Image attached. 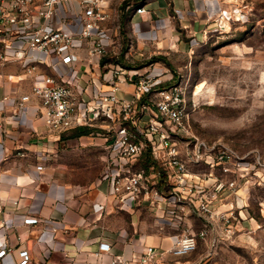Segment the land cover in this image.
<instances>
[{"label": "crops", "instance_id": "obj_1", "mask_svg": "<svg viewBox=\"0 0 264 264\" xmlns=\"http://www.w3.org/2000/svg\"><path fill=\"white\" fill-rule=\"evenodd\" d=\"M40 1L36 0L35 8ZM142 1H109L108 10L116 15L118 29L111 21L102 25L110 53L106 57L91 56L87 43L74 42L69 49L74 59L68 64L52 54L30 50L19 59L11 54L24 50L25 42L6 41L12 49H6L9 59L0 64V250L11 251L0 255V264H15L22 249L29 252L30 264H139L148 247L156 252L152 264L200 263L203 251L184 256L171 253L176 238L185 230L198 233L206 226L203 216L191 210L189 203L171 207L163 199L152 203L148 195L139 199L112 195L110 179L104 176L118 154L109 141L120 125L139 137L131 121L111 123L108 117L96 118L91 112L90 117L96 119L88 126L92 129L89 134L75 136L73 130L57 134L45 125L41 101L31 93L34 79L49 76L71 87L81 113L86 107L94 110L101 97L110 95L124 101L136 99L139 107L147 105L146 94L136 98L138 75L144 74V68H136V63L145 54L152 57L162 48L182 43L176 26L190 36L202 31L211 2L216 0H146L144 13L134 15L133 9L126 10L129 3ZM72 7L76 14L70 13ZM78 10L77 3L62 1L49 25L77 31L81 24ZM119 19L125 22L124 31ZM113 65L124 69L119 79L113 80ZM148 65L147 75H159L155 69L160 65ZM29 67H34L30 73L26 71ZM96 156L104 162L98 175L88 167ZM128 165L143 169L141 157L119 164ZM146 173L163 195L176 200L167 191V183L161 191L159 173L153 166ZM244 192L222 196L213 208L218 213L234 212L233 230L247 223L239 200ZM169 213L180 216V224L170 221ZM24 216L36 217L38 222L25 225ZM222 233V224L214 223L206 237L198 240L220 241ZM102 243L109 245L108 250H99Z\"/></svg>", "mask_w": 264, "mask_h": 264}, {"label": "built area", "instance_id": "obj_2", "mask_svg": "<svg viewBox=\"0 0 264 264\" xmlns=\"http://www.w3.org/2000/svg\"><path fill=\"white\" fill-rule=\"evenodd\" d=\"M62 1L70 5L77 3L81 14V24L77 31L49 25L56 6ZM109 1L41 0L39 7L35 8L36 0H0V64L9 59L6 49H12L6 41L15 39L25 42L24 50H15L11 54L19 59L30 50L52 54L62 63L68 64L74 59L69 52L74 42L87 43L91 56H109L102 25L108 21L116 25L117 21L116 15L108 10ZM145 1L131 2L126 5V10L133 9L134 15L142 14L146 11ZM70 13L76 14L77 11L72 7ZM117 27L116 25L115 28L118 29ZM112 67L113 80L124 75L121 66ZM33 69L34 67H29L26 71L30 73ZM159 86L158 75L139 74L136 98L146 94L147 105L139 107L136 99L124 101L110 95L101 97V103L94 110L90 111L86 107L85 113L80 112L78 99L71 87L65 82L58 83L52 77L34 79L31 93L41 101V116L45 125L57 134L81 126H92L93 119L100 116L110 117L116 110L119 111L120 119L131 121L139 137L129 133L125 126L116 128L109 145L116 150L118 160L112 162L104 178L110 179L112 195L116 198L126 196L139 199L148 195L152 203L163 199L171 207L176 204H190L191 210L201 214L206 223L205 228L198 233L185 230L176 238L171 248L174 256H184L196 250L198 238L206 237L209 225L220 223L227 234L233 232L234 212L218 213L213 208L221 201L222 196L236 195L239 181L248 176L253 177L255 172L252 163L244 162L243 157L221 142L208 144L192 135L187 129L188 113L182 88L177 84L166 89H159ZM28 98V95L23 97L20 105ZM91 112H94L96 118L90 117ZM147 150L162 167L167 179V191L176 196V200H169L163 195L155 183L150 181L144 169H133L129 165L119 166L120 161L135 160ZM113 168H116L115 172L111 171ZM37 169H42V166H37ZM228 175L234 177L227 179ZM167 217L173 223L180 224V216L169 213ZM37 222L38 219L33 216L23 218L25 225ZM108 248V244L99 245L101 251ZM10 251V248L1 249L0 255ZM155 253L152 247H148L139 257V264H152ZM19 257L15 264L31 263L26 249L19 251Z\"/></svg>", "mask_w": 264, "mask_h": 264}, {"label": "rangeland", "instance_id": "obj_3", "mask_svg": "<svg viewBox=\"0 0 264 264\" xmlns=\"http://www.w3.org/2000/svg\"><path fill=\"white\" fill-rule=\"evenodd\" d=\"M210 8L202 31L190 36L176 26L182 43L143 55L135 67L147 75L149 63L160 65L158 88L177 84L184 92L189 132L253 164L255 174L238 189L247 223L223 230L220 241L198 240L199 264H264V0H216ZM108 118L118 122L119 111ZM103 164L96 156L88 167L98 175Z\"/></svg>", "mask_w": 264, "mask_h": 264}, {"label": "trees", "instance_id": "obj_4", "mask_svg": "<svg viewBox=\"0 0 264 264\" xmlns=\"http://www.w3.org/2000/svg\"><path fill=\"white\" fill-rule=\"evenodd\" d=\"M140 100H142V99H140ZM137 106H138V103H137ZM71 130H73V134L75 136L87 135L92 131V129L88 126L77 127V128H73ZM141 160H142V168L144 170L148 171L149 168L153 166L158 171L159 177H160L159 187H161V191H162L164 189L165 183L167 181L166 175H165L162 167L152 157V155L150 154V152L148 150L142 154Z\"/></svg>", "mask_w": 264, "mask_h": 264}]
</instances>
